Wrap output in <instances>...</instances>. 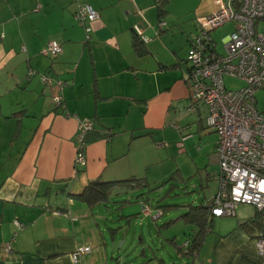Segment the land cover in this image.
<instances>
[{
	"label": "crops",
	"instance_id": "crops-1",
	"mask_svg": "<svg viewBox=\"0 0 264 264\" xmlns=\"http://www.w3.org/2000/svg\"><path fill=\"white\" fill-rule=\"evenodd\" d=\"M172 1L0 0V264H73L71 254L81 247L91 252L78 264H115L107 243H115L118 228L107 225L111 214L103 211L110 199L141 192L139 214L152 217L141 213L148 186L135 152L174 119L193 117L201 127L206 109L185 112L188 66L165 23ZM220 4L198 0V32L199 20ZM83 5L98 15L88 35L74 19ZM133 35L148 42L136 49ZM192 39L187 34L189 47ZM50 42L61 47L54 58L45 55ZM29 71L36 76L28 78ZM39 74L66 83L63 109L53 107L57 90L43 86ZM86 118L94 128L86 136V164L75 169L77 123ZM216 149L217 136L211 159L218 165ZM91 183H110L107 200L78 198ZM254 213L212 221L194 262L264 264L255 248L264 216L258 229L245 226Z\"/></svg>",
	"mask_w": 264,
	"mask_h": 264
},
{
	"label": "built area",
	"instance_id": "built-area-1",
	"mask_svg": "<svg viewBox=\"0 0 264 264\" xmlns=\"http://www.w3.org/2000/svg\"><path fill=\"white\" fill-rule=\"evenodd\" d=\"M220 1L215 12L199 20V32L190 42L186 77L190 93L185 107L186 113H195L199 105L206 107V127L217 136L218 188L209 206L213 218L235 216L240 205L264 210V112H259L255 99L258 91H264V30H259L264 24V0ZM97 18L88 5L78 7L74 14L87 35ZM229 22L234 29L223 41V53H219L210 34ZM141 41L148 42L145 38ZM60 53L56 42H50L45 50L51 58ZM34 76L35 71L27 74L28 78ZM225 77L242 81L244 86L227 90ZM39 80L45 87L56 88L52 104L63 109L60 92L66 83L43 74H39ZM93 128L91 119L78 120L75 169L86 164V136ZM140 209L145 216L152 214L146 203H141ZM159 216L157 212L155 218ZM15 225L22 227L19 222ZM255 248L259 256H264V238L255 241ZM5 252L10 253L8 245ZM90 252V247L78 248L71 254L72 263L78 264L80 257Z\"/></svg>",
	"mask_w": 264,
	"mask_h": 264
},
{
	"label": "rangeland",
	"instance_id": "rangeland-1",
	"mask_svg": "<svg viewBox=\"0 0 264 264\" xmlns=\"http://www.w3.org/2000/svg\"><path fill=\"white\" fill-rule=\"evenodd\" d=\"M197 4L198 0H173L167 5L169 14L165 17V23L169 36L174 33L173 41L180 45L179 51L185 61L189 50L186 36L188 34L194 38L198 32L196 18L200 12L196 13ZM174 23L180 26L181 31L175 28ZM233 29V23L229 22L211 32L219 53H223V41ZM259 30H264V24L260 25ZM224 84L231 91L244 86L242 81L230 77L224 78ZM186 91L189 96L187 84ZM255 99L259 112H264V91H258ZM199 117L202 120L199 128L193 117L178 121L174 119L170 125L146 136L142 140V148L138 146L135 152L137 167L144 174V182L148 186L143 190V198L148 199L152 217L143 218L139 214L137 199L141 192H132L131 195L126 189L130 195L110 197L108 209L103 211L111 214L112 221L106 223L109 227L118 228L115 243H107L108 248L116 253L111 263L199 264L182 249L190 239V229L180 217L186 212L187 205H204L213 197L217 191L213 175L219 173L218 165L211 159L216 136L207 130L205 108ZM142 159L146 161L141 164ZM170 205L180 208H171ZM157 212L161 215L159 218H155ZM254 212L253 206L241 205L236 208L235 214L250 215ZM233 219L235 216L214 218L213 222Z\"/></svg>",
	"mask_w": 264,
	"mask_h": 264
},
{
	"label": "trees",
	"instance_id": "trees-1",
	"mask_svg": "<svg viewBox=\"0 0 264 264\" xmlns=\"http://www.w3.org/2000/svg\"><path fill=\"white\" fill-rule=\"evenodd\" d=\"M159 11L160 12L162 11V3L161 5H159ZM161 22L162 21H160L159 24H161ZM133 41L136 49L138 46L143 44L141 38H138L136 35H133ZM187 73H188V68H187ZM63 104H64V100H63ZM109 184L110 183H91L84 190V192L78 196V198L87 201L89 204L104 202L108 198ZM209 206L210 203L205 206L202 205L201 203L200 205L197 206L189 205L187 207L188 208L187 212H185L180 217L183 219V222L187 226H189L190 229V240L186 241L188 243L187 244L188 246L182 248L185 251L184 253H186V255L196 254V252L199 250V248L201 247L204 241L206 233L211 230L213 217L211 216ZM169 207L178 208L179 206L170 205ZM262 216H264V210L260 212L256 210V212L251 217V219H249L245 223V226L250 227L251 229L254 228L258 229L262 225V220H260Z\"/></svg>",
	"mask_w": 264,
	"mask_h": 264
}]
</instances>
